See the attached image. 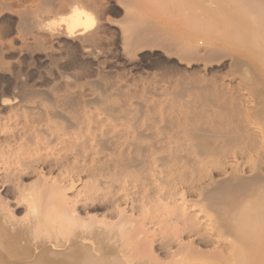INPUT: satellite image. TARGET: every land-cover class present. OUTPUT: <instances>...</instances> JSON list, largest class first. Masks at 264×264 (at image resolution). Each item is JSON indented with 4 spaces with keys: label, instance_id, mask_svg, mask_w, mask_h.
Returning <instances> with one entry per match:
<instances>
[{
    "label": "bare ground",
    "instance_id": "6f19581e",
    "mask_svg": "<svg viewBox=\"0 0 264 264\" xmlns=\"http://www.w3.org/2000/svg\"><path fill=\"white\" fill-rule=\"evenodd\" d=\"M241 1L215 11L264 20V0ZM57 4L62 28L46 22ZM16 17L53 64L64 50L99 61V0H39ZM129 28L130 46L169 44L158 26ZM216 29L202 34L212 60L226 33ZM196 43L186 38L183 55L197 56ZM59 79L0 96V264H264V94L255 103L227 82L189 78L111 92L99 76Z\"/></svg>",
    "mask_w": 264,
    "mask_h": 264
},
{
    "label": "rangeland",
    "instance_id": "374dc122",
    "mask_svg": "<svg viewBox=\"0 0 264 264\" xmlns=\"http://www.w3.org/2000/svg\"><path fill=\"white\" fill-rule=\"evenodd\" d=\"M38 1L12 0L8 10L0 15V44L3 47V51L0 49V96L4 94L10 97V91L17 83L50 87L54 82H59L61 77L67 76L73 81L77 80V72L85 71V76L83 79H78V83L84 84L85 81L96 79L99 76V82L108 84L110 92L116 88L141 91L166 84L170 87L183 83L184 80L186 81L189 78V81L195 79L193 82H196V79L211 83L227 82L226 84L230 86L241 88L245 100H253L251 102L257 103V100L259 102V99H263L264 72L262 73V71H264V62H261L263 66L259 65V69L262 66V70H257L260 73L255 71L256 66L251 58L253 56L250 55L251 50H249L252 43L250 41L253 40H255L253 43H257L256 41L260 42L261 44H257H259L261 49H264L263 18L258 19L257 22L254 21L253 18L255 17L253 16L252 19L245 18L244 20L240 12L237 14L236 10L230 11V9L228 11L225 10L226 14L231 12L234 14L232 15L231 13V16L228 14L227 16H229L230 20H227L225 13H223L222 17L221 12L224 9L222 10L221 8H217L220 14L217 13V16L215 15L217 11H215V8L219 7V4L224 3L228 8H231L235 3L240 6L241 0H234L236 2L232 5L233 0H230L231 2L228 0H216L219 4L215 0H99V25L101 26L99 33V61L82 60L79 54L78 56L77 54L73 55L69 50H64L63 53L67 52L70 54H67V56L63 54L65 58L63 62H58V64H53L50 59L45 58V53L37 49L34 46L35 43L25 37L23 32L21 33L22 30L18 25L16 11L23 7L35 5ZM59 9L60 5L57 4L55 8L53 6L51 13L49 12L45 15L49 19L46 22H53L56 28H62L61 25L63 24L60 21ZM133 10L134 12H132ZM220 10L222 11L220 12ZM128 13L133 19L131 22L126 16ZM218 15L220 16L218 17ZM237 15L240 19L236 18ZM137 22L139 24H153L163 29L165 38H170L169 44L165 45L163 43V46H158L159 44L151 43L152 45L148 44L147 46H130L126 40L129 34V27L132 24H137ZM214 29L220 31L223 29L222 33L224 32V34L221 37L223 36L222 39L226 41L221 39L219 54L212 60L207 54V48H205L207 47V35L202 34L215 31ZM227 30L229 31L227 32ZM232 32L237 36H233ZM240 32H243V34ZM237 33L240 35L238 36ZM230 36L232 37L230 38ZM194 37L196 42H198L196 43L198 55L194 58L186 55L185 57L182 51L183 44L186 38L190 40L195 39ZM247 37L251 40H248ZM241 39L245 40V43H242ZM67 42L72 45L70 40L63 39L62 47ZM70 44L65 47L69 49ZM74 56L79 59L80 63L85 64H81V69L79 68L80 64L70 63V66L65 64ZM262 60L264 61V59ZM262 83L263 86H261ZM103 91L104 95H107L104 89L99 88V94L101 92L103 94ZM248 93L250 94L248 95ZM119 99H121V95L114 97L117 102Z\"/></svg>",
    "mask_w": 264,
    "mask_h": 264
}]
</instances>
